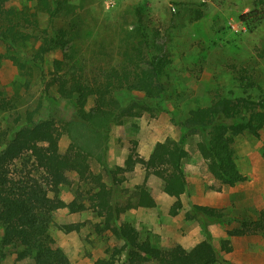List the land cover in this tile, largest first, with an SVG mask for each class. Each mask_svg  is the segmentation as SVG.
I'll return each instance as SVG.
<instances>
[{
  "label": "rangeland",
  "instance_id": "rangeland-1",
  "mask_svg": "<svg viewBox=\"0 0 264 264\" xmlns=\"http://www.w3.org/2000/svg\"><path fill=\"white\" fill-rule=\"evenodd\" d=\"M68 2L73 11L54 18L52 26L71 29V49L66 53L71 56L69 61L77 63L86 73L124 63L136 44L139 23L145 26L152 42L164 46L170 64L164 77L166 92L160 108L110 122L107 129L100 130L98 138L89 127L70 123L74 119L70 104L56 102V118L64 127L59 149L63 151L73 138L80 142L88 153L91 173L99 174L101 181L110 187V202L127 207L121 221L131 223L141 239H148L163 250L175 245L189 247L205 238L219 250L221 241L227 239L231 250L220 253L231 263L264 264V231L242 236L228 234L230 229L240 227L242 220L254 221L264 214V126L257 136L245 132L234 137L236 168L245 180L224 185L207 171L197 151L200 136L185 137V129L180 125L191 109L209 104L218 91L256 93L246 89L248 80L243 76H251L255 85L264 87V21L248 32L239 20V15L256 7V0ZM5 4L29 7L37 13L40 27L50 29L48 14L36 9L34 1L6 0ZM39 43L40 40L28 43L22 51L8 50L0 43V99L9 103L6 110L0 109V131L18 127L29 119L48 117L53 111L46 96L54 91L52 87L47 89V82L53 60L61 59L64 52L50 51L39 61L40 65L26 61L24 54L32 55ZM9 56L19 59L16 62ZM131 96L142 99L143 93L131 91ZM91 105L89 100L87 108ZM166 137L183 141L188 151L182 161L186 192L180 196L181 207L176 214L170 212L175 199L163 192V182L152 176L145 180L139 164L117 184H112L106 173V169L122 166L129 154L147 157L154 144ZM31 168L30 163L17 162L18 171L25 173ZM34 175L39 177L40 173ZM69 177L71 183L62 185L57 196L66 203L75 199L84 208L53 212L55 224L49 233L55 245L64 251L71 264H93L95 259L110 256L120 264L122 241L103 228V218L94 208L96 183L89 178L80 179L74 173H69ZM142 184L154 198L153 207L135 206L137 187ZM192 205L222 209L230 218L187 219L185 213ZM62 225H74V229L65 232ZM1 234L0 227V237ZM21 249L9 247L0 264H32L31 257L17 258Z\"/></svg>",
  "mask_w": 264,
  "mask_h": 264
},
{
  "label": "trees",
  "instance_id": "trees-1",
  "mask_svg": "<svg viewBox=\"0 0 264 264\" xmlns=\"http://www.w3.org/2000/svg\"><path fill=\"white\" fill-rule=\"evenodd\" d=\"M32 1L36 9L48 14L50 29L40 27L37 13L29 7L17 8L0 0V43L8 50L22 51L28 43L40 40L32 55L24 54L26 61L38 65L52 50L60 49L64 54L61 59L53 60V71L47 82V89L52 87L54 91L53 95L46 96L52 104V113L0 131V259L9 247L20 246L17 258L31 257L32 264H71L64 251L55 245L49 228L55 224V210L67 208L76 212L84 208L75 199L66 203L57 196L62 185L71 183L69 173H74L80 179L89 178L96 183L94 208L103 218V228L122 241L120 264H234L220 253L231 250L227 239L221 241L219 250L208 238L189 247L175 245L168 250L141 239L131 223L121 221L120 216L127 207L110 202V187L101 181L99 174L91 173L88 153L80 142L73 138L63 151L59 149L63 126L56 118L58 101L74 108V119L70 123L89 127L95 138L110 122L160 108L166 92L164 77L170 64L164 46L152 42L145 26L139 23L136 44L124 63L86 73L77 63H71V56L66 53L71 49V29L52 26L54 18L73 11L68 0ZM239 20L248 32H253L264 21V0H256V7L239 15ZM9 57L16 62L19 59ZM250 78L243 76L248 80L246 89L256 90V93L218 91L209 104L191 109L180 120L185 137L200 136L197 151L207 171L220 184L233 185L245 180L236 168L233 139L245 132L257 136L264 126V87L255 85ZM131 91L142 92L143 98L132 97ZM89 100L92 105L87 108ZM8 106L7 100L0 99L1 110ZM187 156L183 141L166 137L154 144L147 157L129 154L122 166L106 169V173L111 183L117 184L139 164L145 180L152 176L163 182V192L175 199L170 212L176 214L181 207L180 196L186 192L182 161ZM17 162L30 163L32 168L23 173L17 170ZM35 172L40 176L36 177ZM118 174L121 177H117ZM137 188L135 206L153 207L154 198L147 187L142 184ZM185 216L198 220L230 218L222 209L207 205H192ZM263 218L264 214L254 221L242 220L241 226L230 229L228 234L242 236L264 231ZM62 226L65 232L74 229V225ZM93 264L116 263L110 256L95 259Z\"/></svg>",
  "mask_w": 264,
  "mask_h": 264
}]
</instances>
